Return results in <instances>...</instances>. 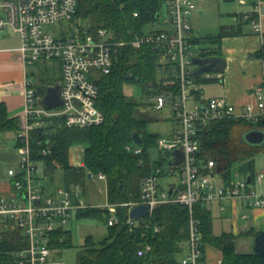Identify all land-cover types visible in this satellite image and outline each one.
Masks as SVG:
<instances>
[{
    "label": "built area",
    "instance_id": "2783aa9c",
    "mask_svg": "<svg viewBox=\"0 0 264 264\" xmlns=\"http://www.w3.org/2000/svg\"><path fill=\"white\" fill-rule=\"evenodd\" d=\"M252 1L253 13L243 17L257 34L262 35L264 1ZM77 7L78 0H0V31L10 30L20 36L19 54L24 64L33 66L56 62L60 65L62 76V105L53 109L41 104L33 82L26 81L25 109L21 131L17 136V163L7 170L13 195L10 200L0 196V242L12 227L21 230L26 242L24 249L13 254L11 264H65L52 256L56 250L50 247L51 234L56 230H65L77 217L78 211L107 209L111 215L109 226H114L120 222L118 207H125L128 208L125 223L133 228L156 208L170 204L186 206L189 210V240L181 264H223V257L212 260L208 255L209 249L205 248L201 222L195 216L194 206L197 203L207 205L240 201L246 209L264 208V193L250 188V184L264 179V172L256 174L250 183L249 177H246L238 183L224 185L221 177L214 174L213 161H208L206 166L200 162V131L215 121L233 119L258 122L264 116V76L263 81L253 88V102L240 112L225 98L204 100L200 85L194 78L198 67L193 60L209 58L211 51L192 43L194 33L189 22L196 4L192 0H167L164 9L167 16L159 21L162 29L137 36L131 45L135 48L150 46L158 52L161 63L173 64L177 70V92L169 88L149 98L154 102L155 110L167 107L173 112V120L178 128L173 132V139L159 138L157 148L171 156L172 160L174 152L182 154L180 165H173L172 161L168 163L170 172L179 170L180 183L161 186V165L143 180L139 202L91 205L77 187L49 189L45 185L50 177L47 173L41 174L39 166L42 164L33 156L35 148L41 146L43 141L36 140V147L32 145V132L46 129L48 120L53 118L62 120L67 128H92L105 121L103 111L97 106L99 88L94 82L100 75L112 72L117 53L129 42L116 40L114 34L105 29L93 34L80 28L79 21L75 19ZM62 21L71 22L70 30L62 32L60 37H54L47 28ZM45 135L48 136L47 131ZM50 145L47 140L46 147L37 151L46 155L50 152ZM132 151L141 154L143 149L136 145ZM97 177L99 180L106 179L103 174ZM217 177L221 183H217ZM137 206H146L147 215L134 220L130 212ZM247 215L244 214V218H248ZM155 231L159 232L160 229L156 228ZM145 249L149 251L150 247ZM145 251H140L139 255L142 256Z\"/></svg>",
    "mask_w": 264,
    "mask_h": 264
},
{
    "label": "trees",
    "instance_id": "16d2710c",
    "mask_svg": "<svg viewBox=\"0 0 264 264\" xmlns=\"http://www.w3.org/2000/svg\"><path fill=\"white\" fill-rule=\"evenodd\" d=\"M166 1L78 0L75 19L79 21L80 28L93 34L99 29L108 30L116 40L128 41L129 45L117 53L112 72L100 75L94 82L99 88L97 106L105 115L102 125L67 128L62 120L53 118L48 120L46 129L32 132L33 147H36V140L43 141L41 146L35 148L33 156L43 165L45 173L50 175L51 182H55L53 175L59 169L64 171L61 186L65 189L85 184L89 174L92 177L103 174L106 176L108 204L140 201L143 180L162 165L152 157V150L157 147V140L161 137L148 132L152 120L139 116V104L128 98L125 88L140 87L147 96L169 88L175 92L179 89L177 70L173 64L161 63L158 52L150 46L135 48L131 45L137 36L146 33V26L159 23ZM238 33L222 27L217 34L194 35L192 43L197 47L208 46L210 56H213L218 54L224 38ZM254 56L264 61V46ZM41 82L43 87H37L38 95L44 94L46 89L45 81ZM196 82L209 81L200 77ZM20 127V122L10 119L5 105L0 104V134L13 132L17 140ZM251 130L264 132V116L255 123L233 119L215 121L200 131V162L206 166L208 161H213L214 174L220 176L226 186L232 182L235 165H239L241 174L252 181L255 179V158L264 154V144L253 146L245 141L244 134ZM134 134H139L143 140L141 154L132 151L136 148L132 137ZM47 140L51 144L50 152L43 155L37 150L46 147ZM79 144H84L86 149L84 164L76 167L71 165L69 153ZM194 213L201 222L205 248L221 251L223 264H264L262 255L237 252L238 240L249 233L216 236L212 232V213L206 205L197 203ZM118 216L119 224L109 226L111 215L107 209L78 211L77 219H95L104 224L108 231L107 237L99 243H95L92 236L85 239L78 255V264H181L189 240V210L186 206L162 205L133 228L125 223L128 208L118 207ZM12 228L0 242V264H11L13 254L26 247L21 230ZM156 228L160 231L156 232ZM71 237L70 231L56 230L51 234L50 247L53 250L69 248L72 246ZM147 246L150 247L149 251H145ZM142 250L145 252L140 256Z\"/></svg>",
    "mask_w": 264,
    "mask_h": 264
},
{
    "label": "crops",
    "instance_id": "0c3cea01",
    "mask_svg": "<svg viewBox=\"0 0 264 264\" xmlns=\"http://www.w3.org/2000/svg\"><path fill=\"white\" fill-rule=\"evenodd\" d=\"M239 1L240 5L251 6L252 8L247 12L243 11L236 13V16L240 17L239 19H241L242 22L238 21L230 25L222 26L234 29L239 33L222 40L218 49V54L210 56L216 59V62L213 63L214 66L212 70L202 76L203 79L209 82L199 84L201 88L200 92L204 100L225 98L238 112L242 111L246 105L253 102V88L263 81L264 76V61L254 56L264 46V14L262 18V35L257 34L253 27H249L248 29L244 28V24L249 22L244 20L243 16L253 13V1ZM240 14L241 16H239ZM202 28L203 27H198V30L201 31ZM195 29V26H192L194 34H196ZM0 32V104L5 105L9 118L18 120L21 125L22 113L24 112L26 102V81L30 80L33 82L36 89L38 87L33 74L35 68L40 67L49 69V64H52L54 67L58 64L60 74L61 68L59 63L56 62L38 63L33 66H26L19 54V48L21 46L20 36L10 30ZM207 35L212 34L209 33ZM47 80L48 81L45 82L46 89L44 94H39L42 105L47 88L61 82L60 79L55 81L50 78ZM40 87L43 86L40 85ZM10 134H14L16 138L13 132L0 134V144L1 139H4L2 135L7 137ZM17 147L16 140V149ZM1 149L2 146H0V152ZM83 164L84 162H82L80 166ZM9 168H12V166ZM5 175L7 177L5 182H3L5 178L3 180L0 178V195L8 198L12 197L13 194L7 171ZM253 185H255L254 191L264 193V179L261 182L255 181ZM214 203L219 205L222 217L224 216L226 218L230 216L232 234L239 236L244 233H249L248 236L239 239L240 244H238V246L243 250L240 253H254L255 238L258 234L264 232V208L246 209L240 201H222ZM206 207L211 211L210 207L207 205ZM244 214H248V218H244ZM208 255L212 257V260L222 257L221 251L214 248L209 249Z\"/></svg>",
    "mask_w": 264,
    "mask_h": 264
},
{
    "label": "rangeland",
    "instance_id": "374dc122",
    "mask_svg": "<svg viewBox=\"0 0 264 264\" xmlns=\"http://www.w3.org/2000/svg\"><path fill=\"white\" fill-rule=\"evenodd\" d=\"M196 4V10L190 17L191 26H195L196 37L200 35L207 34H217L220 32L222 26L230 25L236 22H242L240 17L236 16V13L247 12L251 9V6H242L240 5L239 0H192ZM167 16L165 10L163 9L161 13V21ZM241 16V14L239 15ZM156 23L155 25H148L145 27V31L149 32L151 30L162 29L163 25ZM71 26L70 21H62L56 25L47 28L48 32L54 37H60L63 33L69 32ZM198 27H203L198 30ZM252 26L249 23L244 24V28L248 29ZM1 33V32H0ZM202 48H207L208 46H200ZM52 63V62H49ZM58 64L54 67L52 64H49V69L46 68H35L33 74L38 86H43V82L48 81L47 79L61 80V74L58 70ZM195 70V68H194ZM125 93L131 101H134L139 104V116L150 118L152 122L149 124L147 130L150 134H157L161 138L173 139V132L178 128L177 124L173 120V112L170 108L165 107L163 110H155L153 107L154 102L151 101L149 96H147L142 88L137 86H127L125 88ZM192 106V105H190ZM189 106V107H190ZM4 139H1L2 146L0 152V178L3 182L6 181L5 172L10 166H15L17 161V149H16V138L14 134H10L7 137L2 135ZM86 146L84 144H79L74 146L70 151V163L72 166L79 167L82 162H84V153ZM152 157L155 161H160L163 167V175L159 177V184L161 186L175 183L179 184V170H176L174 173L170 172V161L172 157L167 155L164 151L160 152L157 147L152 150ZM41 174H46L44 167L39 166ZM255 171L256 174L262 173L264 171V154H260L255 158ZM49 175V174H48ZM232 182L238 183L241 180H244L247 176L240 173L239 165H235L232 170ZM55 176V182L49 181L45 182V185L49 189H55L60 187L64 181V171L57 170L53 175ZM50 177V175H49ZM217 183H221L217 177ZM62 187V186H61ZM78 190L82 193L84 199L87 203L91 205L105 206L108 204V194L107 193V182L106 180H99L96 175L85 182L83 185H79ZM250 188L254 189L255 185L250 184ZM14 192V191H13ZM1 196V195H0ZM7 198V197H6ZM10 200L11 197H8ZM212 211L213 218V233L216 236H221L223 233H231V220L230 216L226 218L220 213L219 205L217 203H208ZM243 224V223H242ZM67 231L71 232L72 235V246L65 249H55V252H52V256L65 264H78V255L84 247L85 239L88 236L94 238L95 243L103 241L107 235L108 231L104 224L98 223L95 219H73L68 227ZM240 240L237 242V252H242L243 250L239 248ZM254 252V250H253Z\"/></svg>",
    "mask_w": 264,
    "mask_h": 264
},
{
    "label": "water",
    "instance_id": "95a60500",
    "mask_svg": "<svg viewBox=\"0 0 264 264\" xmlns=\"http://www.w3.org/2000/svg\"><path fill=\"white\" fill-rule=\"evenodd\" d=\"M216 62L215 58H195L193 60L194 65L198 68L194 72V78L200 79L204 74L212 70L214 66L213 63ZM61 82L56 85L49 86L46 91L43 105L49 109L58 108L62 105V100L60 98L61 92ZM133 141L136 145H142L143 140L139 134H134ZM244 139L247 143L253 146H260L264 144V132L259 130H251L244 134ZM173 160L171 164L180 165L182 163L183 156L180 152H174L172 154ZM92 178V174H89V179ZM249 183L251 179H248ZM147 215L146 206L134 207L130 212V217L135 220V218L145 217ZM254 253L264 256V232L258 234L255 238V246L253 248Z\"/></svg>",
    "mask_w": 264,
    "mask_h": 264
}]
</instances>
